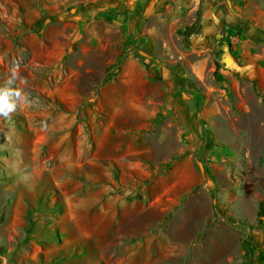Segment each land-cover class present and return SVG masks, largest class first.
Wrapping results in <instances>:
<instances>
[{"label": "rangeland", "instance_id": "374dc122", "mask_svg": "<svg viewBox=\"0 0 264 264\" xmlns=\"http://www.w3.org/2000/svg\"><path fill=\"white\" fill-rule=\"evenodd\" d=\"M227 1L134 44L107 0H0V264H264V0Z\"/></svg>", "mask_w": 264, "mask_h": 264}, {"label": "crops", "instance_id": "0c3cea01", "mask_svg": "<svg viewBox=\"0 0 264 264\" xmlns=\"http://www.w3.org/2000/svg\"><path fill=\"white\" fill-rule=\"evenodd\" d=\"M107 2L108 3H106L105 7L102 8L101 12L103 15H105V17L109 18L110 23H106L107 29L114 33L118 32L120 39H118L117 43H124L125 40H127L130 43L134 44L137 43L138 39L142 41V39H145L148 36L152 38L155 34H157L158 24H150V18L157 17L158 19L162 20V17L159 15L164 11L171 16H168L163 22L167 24L168 29H176V27H172V24L173 26H175L176 22L181 23L184 19H188L189 22V15L192 16L193 9H195L196 7L195 2H197V7L199 9H202V16L198 20V22H200L202 25V33L213 35L217 27L216 22L217 20L221 19L220 15H222L223 13L225 17H227V14L231 16V5H233V3L231 2V5L228 6L227 0H107ZM97 9L98 8H92L91 13H96L95 11H97ZM100 10L101 9H99L98 11ZM184 11L187 13L186 18H184L181 14ZM64 15L65 13L61 12L58 17ZM228 18L230 17H227V19ZM168 19H170V21H168ZM231 20L233 21V19ZM129 28L133 29L136 34L138 33L135 38L132 36L128 38L126 37L127 29ZM139 30L142 32H139ZM61 37H50L48 39H50L51 43L58 42L60 44H72L77 39V36L71 38ZM161 39L163 40L164 38L162 37ZM180 39V35L174 31L175 43L180 42ZM120 53L121 51H119L111 61H116L118 59V61L121 62ZM139 64L140 63H138L137 57H134L132 55H129L128 57H126V59H124L117 73L119 86L123 83L125 85L128 84L130 78L134 75H137V73L132 72L133 68H136L138 70V76L140 77L148 75V71L143 67L142 64ZM151 71L153 72V70ZM154 73L157 76H159L160 74L159 72L157 73L156 70H154ZM161 73L162 75L164 73H170V70H168V68L162 69ZM160 78L161 77H157V79ZM114 87H116L115 80H112V82L106 84L103 92L107 94L108 89ZM131 104L135 109H141L143 107L142 101H138L136 103L134 102ZM120 108H122V106L119 105L118 109L120 110ZM27 122L32 130L38 129L39 122L32 121V119L30 118L27 120ZM9 131L3 128V126H0V136L3 137L6 133H9Z\"/></svg>", "mask_w": 264, "mask_h": 264}, {"label": "clouds", "instance_id": "9594fccd", "mask_svg": "<svg viewBox=\"0 0 264 264\" xmlns=\"http://www.w3.org/2000/svg\"><path fill=\"white\" fill-rule=\"evenodd\" d=\"M12 92H14L16 96H20L22 94L19 89L9 90L0 86V116L6 115L14 108V101L11 99Z\"/></svg>", "mask_w": 264, "mask_h": 264}, {"label": "trees", "instance_id": "16d2710c", "mask_svg": "<svg viewBox=\"0 0 264 264\" xmlns=\"http://www.w3.org/2000/svg\"><path fill=\"white\" fill-rule=\"evenodd\" d=\"M258 215L261 217L263 215V204H260Z\"/></svg>", "mask_w": 264, "mask_h": 264}]
</instances>
